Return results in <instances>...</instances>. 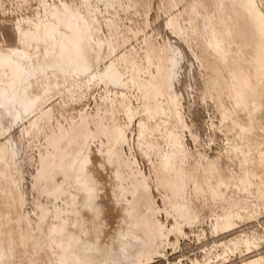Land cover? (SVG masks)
<instances>
[{
	"label": "bare ground",
	"instance_id": "6f19581e",
	"mask_svg": "<svg viewBox=\"0 0 264 264\" xmlns=\"http://www.w3.org/2000/svg\"><path fill=\"white\" fill-rule=\"evenodd\" d=\"M171 1L177 5L179 0ZM42 3V12L0 19L4 30L0 38V264H137L141 256L154 252L162 238L150 222L156 203L143 197L153 185L180 197L181 202H171L180 206L189 183L217 196L223 185L248 188L258 177L264 181V12L258 0H221L218 13L209 11L205 2L189 0L168 20L172 32L207 72L204 78L210 88L204 92L214 95L222 127L250 143L241 147L230 143L238 173L221 156L203 166L186 145L182 91L177 89L186 58L182 44L150 35L140 49L118 55V22L109 9L117 3L124 7V0ZM0 8L5 14L3 0ZM103 24L110 31L115 27L117 33L104 31ZM244 73L250 86L245 85ZM74 76L86 79V85H73L75 95H83L85 86L92 90L110 82L122 89L120 106L116 97L106 96L94 110H82L70 127H61L55 109L44 108ZM134 90L138 106L125 100ZM106 100L111 110L105 109ZM121 111L130 115L125 125L117 115ZM139 116L144 154L156 151L153 178L137 169L135 161L128 166L120 151ZM36 133L47 140L38 175L48 173L50 199L56 194V175L50 171L54 165L64 179L52 210L48 213L44 207L34 226L22 205L16 174L24 135ZM104 135L106 140L101 141ZM8 174L12 177L7 184ZM144 203L142 216L139 206ZM220 221L216 229L235 224L231 213ZM262 262L264 257H258L248 264Z\"/></svg>",
	"mask_w": 264,
	"mask_h": 264
},
{
	"label": "rangeland",
	"instance_id": "374dc122",
	"mask_svg": "<svg viewBox=\"0 0 264 264\" xmlns=\"http://www.w3.org/2000/svg\"><path fill=\"white\" fill-rule=\"evenodd\" d=\"M3 1L5 14L0 8V19L4 15L14 19L34 15L37 12H42L44 8L42 0ZM49 1L51 2V0ZM188 1L179 0L176 5L171 0H124V7L117 3L116 8H110L112 19L118 22L117 37L121 43L118 55L126 51L129 52L134 47L140 49L144 44V39L150 35H153L157 40L170 38L171 41H175L174 44H178V42L182 44L186 48V58L182 69L181 83L177 84V89L182 91L180 98L186 124L184 131L186 145L195 151L203 166L210 165L208 159L214 157L218 159L217 156H219L220 159L222 157L221 161L223 160L228 164L231 171L238 173V161L230 148V143H236L235 145L240 147L250 143L243 142L240 133H231L226 130L225 126L222 127L220 113L214 102V95L211 93L208 95L204 92L210 88V84L205 81L207 72L203 71L204 68L201 67L200 60L191 48L172 32L168 24L173 12L177 13L179 9H185ZM197 1L205 2L209 11L213 13H218L221 10V0ZM258 2L264 12V0H258ZM102 26L106 32L117 33L115 27L110 31L105 24ZM2 28L3 26L0 24V38L3 36L4 30ZM5 33L9 37V31H5ZM204 72L206 73L205 76H203ZM244 78L245 85L250 86L249 77L245 73ZM85 80V78L80 79L78 76L72 77L66 82L63 91L47 102L44 111L54 108L61 127L65 125L70 127L72 121H77L80 118L82 110H94L97 103L106 96L109 98L116 97L120 106V102L123 100L120 95L122 89H117L110 82L99 83L92 90L85 86L83 95H75L77 92L74 91L73 85H86ZM228 89L232 95L234 89L231 84H229ZM115 91L118 93L116 94ZM132 92H128L125 100L129 99L133 106H138L137 92L136 90ZM104 107L106 110L112 109L107 100ZM118 113L121 124L125 125L130 122V115L123 111ZM35 117V114L29 115L26 119L31 122ZM108 117H111V114ZM142 119L141 116L134 118L133 125L128 130L129 142L125 143L120 151L124 159L128 160H126L128 166L135 161L137 169L149 178H153L155 172L152 160H155L157 156L156 151H150L149 156L144 154L139 137V123ZM111 128L108 131H112ZM82 130L84 132L88 130L87 124ZM105 138L104 135L101 141L103 139L105 141ZM1 141H3L2 137H0ZM262 141L264 148V140ZM98 143L100 146L101 142L98 141ZM46 144L47 140L41 134L24 135L19 159L20 166L18 165L17 177L15 176L21 187L22 205L29 213L30 221L34 226L39 223L44 213V207L48 209V213L52 210L64 179L58 175V165H54L53 170L50 171L56 175L54 190L56 194L50 199L48 173L38 175L39 167L42 164L41 153L46 151ZM166 147H168V143L164 144L162 150ZM260 153L259 150L256 151L257 155ZM130 172L134 174L131 169ZM11 177V174L7 175L5 179L7 184L10 183ZM240 186L223 185L219 190L220 195L214 199L210 191L204 192L205 195H203L189 183L185 192L189 201L187 208L189 219H178L177 221L178 210L180 209L171 202H181V198L165 197L170 192H160L153 185L151 195L155 198L156 216L160 225L154 222L152 227L153 231L162 238L155 244L154 252L141 256L137 264H248L254 258L264 257V181L258 177L251 187H244L243 184ZM184 198L186 200L185 196ZM8 211L11 212L12 209L10 208ZM227 213L232 214L235 224L229 228L220 226L216 229L215 225L221 222L220 217ZM40 215L41 217H39ZM150 239H154V235H151Z\"/></svg>",
	"mask_w": 264,
	"mask_h": 264
},
{
	"label": "crops",
	"instance_id": "0c3cea01",
	"mask_svg": "<svg viewBox=\"0 0 264 264\" xmlns=\"http://www.w3.org/2000/svg\"><path fill=\"white\" fill-rule=\"evenodd\" d=\"M197 191H199L201 194H203L205 191H201V190H199V189H197ZM208 191H210L211 192V194H212V190H207L206 192H208ZM145 193V194H144ZM143 194H144V198L145 199H150V200H154L155 201V198L151 195V189L149 190V191H144L143 192ZM161 195H162V197L164 198V196H163V194L161 193ZM170 195H172V194H166L165 195V197H168V196H170ZM203 195H205V194H203ZM184 196L186 197V200H185V202H184V204H181L180 206H175V207H179V209L180 210H178L179 211V214H178V218H177V221H178V219H184V220H188L189 219V211H188V206H189V201L187 200V194L186 193H184ZM212 196V198H214V199H217V198H215V197H217V196H213V195H211ZM150 200H149V202H150ZM156 203V202H155ZM146 207H147V205L144 203V204H141L140 206H139V210H140V212H141V214H142V216H144V213L146 212ZM143 208V209H142ZM153 215H152V218L150 217V222L151 223H154V222H156L157 224L159 223V219L157 218V216H156V209H155V206L153 207ZM181 209H183V210H181ZM185 209V210H184ZM178 224H179V222H178ZM159 225H160V223H159Z\"/></svg>",
	"mask_w": 264,
	"mask_h": 264
}]
</instances>
